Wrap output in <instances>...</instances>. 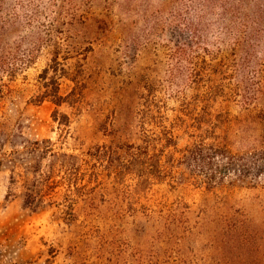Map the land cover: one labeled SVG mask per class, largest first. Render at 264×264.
I'll list each match as a JSON object with an SVG mask.
<instances>
[{
    "label": "trees",
    "instance_id": "trees-1",
    "mask_svg": "<svg viewBox=\"0 0 264 264\" xmlns=\"http://www.w3.org/2000/svg\"><path fill=\"white\" fill-rule=\"evenodd\" d=\"M20 12L0 0V107L10 84L47 51L51 58L40 76L45 81L40 100L67 104L75 112L86 106L94 111L97 104L88 103V98L95 90L113 96L118 88L122 93L114 98V123L125 120L134 105L132 123L122 121L111 144L87 152L85 169L92 173L102 165L116 180L130 178L133 195H142L146 185H165V191L174 195L194 188L203 195L202 204L195 209L181 198L152 203L145 211L142 206L129 207L147 219L150 247L132 245L115 224L97 228L90 222L78 224L76 206L69 204L65 211L70 231L86 229L69 246L72 264H191L180 241L200 233L206 220L221 223L212 234L227 232L231 188L225 174L234 171L240 180L245 178L252 167L239 161L258 151L254 142L264 143V0H164L162 8L149 16L151 29L164 31L163 41L148 40L140 47L135 37L120 38V49L134 65L152 47L154 65H161V72L157 68V73L146 75L141 67L133 66L136 71L120 80L114 74L102 77L100 67L90 69L85 77L69 73L67 45L51 43L53 35L50 43L44 42L43 34L36 30L22 34L21 29L32 27L40 14ZM61 78L74 84L66 96L60 93ZM57 113L55 121L59 120ZM59 123L65 126L66 140L70 118L63 115ZM18 138L16 133L0 135V170L7 167L11 187L21 184L26 206L36 208V202L56 193V188L78 198L81 190L99 188L101 177L79 176L83 166L69 165V159L78 156L57 148L52 139L19 144ZM7 144L10 151L5 150ZM213 200L216 205L212 208ZM193 212L203 222L192 224ZM173 240L175 245L170 247ZM159 241L163 244L156 247Z\"/></svg>",
    "mask_w": 264,
    "mask_h": 264
},
{
    "label": "rangeland",
    "instance_id": "rangeland-1",
    "mask_svg": "<svg viewBox=\"0 0 264 264\" xmlns=\"http://www.w3.org/2000/svg\"><path fill=\"white\" fill-rule=\"evenodd\" d=\"M5 2L10 8L15 6L21 9L22 15L31 14L32 10L38 11V21L32 27L24 26L21 29L22 34L36 30L43 34L44 42L50 43L49 37L53 35L51 43L56 41L67 45L71 57L67 66L69 73L85 77L90 69L93 71L100 67L104 70L102 77L108 79L114 74L113 78L120 80V77L136 71L133 66L141 67L146 75L155 74L157 68H161V65H154L152 47L134 65L133 59L125 57L124 51L120 49V38L121 35L126 38L135 37L141 44L140 47L148 40L163 41L164 31L160 29L154 32L149 16L162 8L164 0ZM105 12H108L106 18ZM165 12L166 10L164 20ZM37 37L35 35L36 39ZM150 44L151 42L148 48L152 46ZM50 58V53L44 51L35 65L10 84V90L0 107V135L16 133L19 135V144L35 139H52L57 148L78 156L76 160L69 159V165L83 166L78 171L79 176L93 174L95 177L98 174L102 180L99 188L94 191L81 190L79 198L56 188V193L50 192L36 202V208H30L25 204L21 184L11 187L10 172L7 167H3L0 170V264H72L69 246L75 245L86 229L81 227L76 233L70 231L69 215L65 211L69 204L76 206L78 224L83 226L90 222L93 228L104 226L105 223L115 224L121 230L122 237L132 245L150 247L151 238L146 231L151 228L147 219L135 215L129 207L142 206V211H145L146 206L152 203L166 200L171 202L181 198L195 209L202 204L203 195L194 188H185L174 195L173 192L165 191V185H146L142 195H133L130 191L133 181L130 178L116 180L109 172H104L102 165L92 173L85 169L87 152L97 146L111 144L119 125L123 124L122 121L127 119L128 123H132L134 105H130L124 116L125 120L114 123L115 97L122 93L118 88L113 96H109L106 90H95L88 98V103L97 104L98 108L94 111L86 106L85 109L75 112L67 104L57 106L48 98L40 100L45 90L41 88L45 81L40 76ZM61 62L66 63L63 58ZM158 72H161L160 69ZM60 84V93L63 96L74 86L65 78L60 79ZM56 111L59 120L55 121ZM63 115L70 118V130L66 140L63 139L65 126L59 123L60 120L63 121ZM129 140V144L134 141L133 137ZM254 145L258 147V151L243 156L239 161L252 167V170L246 172L245 178L240 180L234 171L225 174L226 184L231 188L226 210L229 215L227 232L212 234L214 230L221 228V223L206 220L200 233L180 241L191 264H264V143L257 140ZM5 150H11L9 144L5 146ZM257 167L261 169L256 172L254 168ZM59 191L61 192L58 193ZM210 204L212 208L215 207V200ZM123 207L127 209L122 210ZM90 209L92 214H88ZM197 213L190 214L191 222L195 225L203 222L199 220ZM175 242L173 240L169 243L170 247H174ZM162 244L163 241H159L156 247Z\"/></svg>",
    "mask_w": 264,
    "mask_h": 264
}]
</instances>
